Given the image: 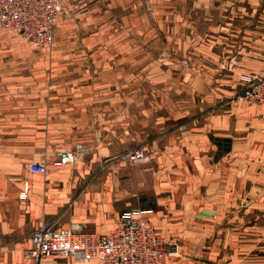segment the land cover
<instances>
[{"label": "crops", "instance_id": "1", "mask_svg": "<svg viewBox=\"0 0 264 264\" xmlns=\"http://www.w3.org/2000/svg\"><path fill=\"white\" fill-rule=\"evenodd\" d=\"M186 1L60 0L49 47L0 29V264H34L42 223L104 235L134 206L176 245L163 264H264V105L236 97L264 76V3ZM156 45L168 67L138 68ZM143 83L159 97L138 99ZM139 118L150 161L128 167Z\"/></svg>", "mask_w": 264, "mask_h": 264}, {"label": "built area", "instance_id": "2", "mask_svg": "<svg viewBox=\"0 0 264 264\" xmlns=\"http://www.w3.org/2000/svg\"><path fill=\"white\" fill-rule=\"evenodd\" d=\"M62 11L60 0H0V29L22 35L34 47H49L54 40V23ZM242 102L264 105V76L242 74ZM90 147L77 145L57 153L52 164L60 167L75 162ZM124 159L131 163L147 159L143 147L129 149ZM29 170L46 174L44 161L32 162ZM24 195L25 193H21ZM149 209L133 207L123 211L108 234L86 232L81 224L67 228L42 223L30 234L31 246L23 257L38 264L52 255L75 260H97L99 264H163L168 256H180L176 245L159 234L148 220Z\"/></svg>", "mask_w": 264, "mask_h": 264}, {"label": "rangeland", "instance_id": "3", "mask_svg": "<svg viewBox=\"0 0 264 264\" xmlns=\"http://www.w3.org/2000/svg\"><path fill=\"white\" fill-rule=\"evenodd\" d=\"M186 2H187V4H192L193 3V0H187ZM203 2L204 3H209V2H211V0H204ZM212 2H218L219 3L218 0H212ZM251 3L263 4L264 3V0H251ZM202 30H206V28H202ZM161 49H162L161 45L154 46V60H144V59H141L138 62V65H137L138 68L144 69V70H149V69H156V68L168 67L167 62L162 61V59H156L157 57L158 58H161L160 55H159L161 53ZM156 55H159V56L156 57ZM173 62H175V61H173ZM184 65L188 66L189 64H185L184 63ZM172 66L173 65H171V67ZM148 79H149V76H148ZM153 79L155 81H158L159 82V79H161V75H159V73L158 74H155L154 77H153ZM158 89H160V87H158ZM145 91H146V86H145V83H143L140 86V89H139V92H138V99H151V98H158L159 97L158 94H154L153 93V95H152L151 92H148V91L145 92ZM140 110H143V109L142 108H138V111L139 112H140ZM146 124L147 123H146V121L144 119H140V118L138 119L137 126H136V131H137V134L139 136V139L136 142L135 146L131 147L130 149L135 148V147H143V149H144L145 139L141 138V135L146 132V129L145 128L146 127H149V125L147 126ZM161 128H162V125L161 124H154L152 130L153 131H160ZM128 150L123 151L118 156V159H120L122 162H124L126 164V166L129 167V166H133V165H136V164H142V163H146V162H149L150 161V160H147V159H149V157H147L146 161H143V162L141 161V162H137V163H131L127 159H124L123 158V156L125 155V153ZM79 160H81V157H78L77 161H79ZM117 160L115 159L114 161L117 162ZM112 162H113V160L106 161V163H112ZM134 207L141 208L140 206H134Z\"/></svg>", "mask_w": 264, "mask_h": 264}]
</instances>
